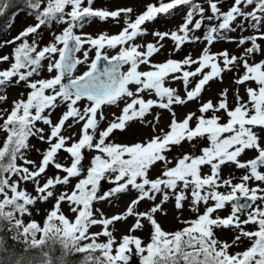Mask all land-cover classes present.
<instances>
[{"label":"rangeland","instance_id":"rangeland-1","mask_svg":"<svg viewBox=\"0 0 264 264\" xmlns=\"http://www.w3.org/2000/svg\"><path fill=\"white\" fill-rule=\"evenodd\" d=\"M1 20L4 217L36 241L73 243L80 263L153 264L163 247L181 264H264V234L240 253L264 209L249 224L251 210L229 202L234 183L253 185L248 160L264 151V0H28ZM70 34L77 65L63 75ZM99 54L127 56L121 95H64Z\"/></svg>","mask_w":264,"mask_h":264},{"label":"trees","instance_id":"trees-1","mask_svg":"<svg viewBox=\"0 0 264 264\" xmlns=\"http://www.w3.org/2000/svg\"><path fill=\"white\" fill-rule=\"evenodd\" d=\"M28 0H0V30L4 27L2 17L11 7L25 4ZM6 158V155L4 156ZM42 242H35L29 238L25 231H22L11 219L6 218L0 212V264H41L45 256L46 264H76L82 260V252L72 251L64 244L59 243L50 233H46ZM62 246V247H61ZM160 258L167 257L166 250L160 251ZM180 251H175L172 256V263L181 264L183 258ZM158 259L154 260L157 263ZM87 264H90L87 263Z\"/></svg>","mask_w":264,"mask_h":264},{"label":"water","instance_id":"water-1","mask_svg":"<svg viewBox=\"0 0 264 264\" xmlns=\"http://www.w3.org/2000/svg\"><path fill=\"white\" fill-rule=\"evenodd\" d=\"M246 39L248 38L244 40ZM76 49L77 41L71 35L66 41L60 61L61 72L63 74L73 71L76 65ZM256 50V45L253 44L251 52H256ZM25 58L32 63L37 61V55L32 50L25 54ZM127 59V57L107 58L99 55L95 59L89 72L78 79H66L62 85L64 94H74L76 98H96L99 103L116 98L128 82L127 78L121 76L122 65L127 62ZM263 157L264 155L260 156L259 159ZM77 168L79 170L82 169V163L80 161L78 162Z\"/></svg>","mask_w":264,"mask_h":264},{"label":"flooded vegetation","instance_id":"flooded-vegetation-1","mask_svg":"<svg viewBox=\"0 0 264 264\" xmlns=\"http://www.w3.org/2000/svg\"><path fill=\"white\" fill-rule=\"evenodd\" d=\"M255 158H256V156L249 159L248 164L250 161H253ZM249 169H250L249 174L251 175V179H253V182H254L252 186H250V187L247 186L248 195L251 198V204H250L249 208H247L246 210H244L242 212H245L247 210H251L250 214L247 217L248 218L250 217V219H251L250 224H253L257 220H259L258 212H260L264 209V206H263L264 194L262 195L263 197H261V198L259 197V195L261 193H264V163H258L255 166H249ZM250 188L254 189L257 193L255 199L251 195L252 190ZM237 190H238L237 194L243 193L241 188H239ZM261 223H264V222H261ZM263 234H264V224H262L259 227H255L254 236H256V237L252 240L251 243H260L262 238H263V236H262Z\"/></svg>","mask_w":264,"mask_h":264}]
</instances>
